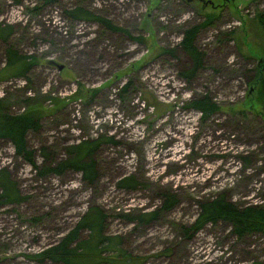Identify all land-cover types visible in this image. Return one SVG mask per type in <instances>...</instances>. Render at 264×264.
<instances>
[{
    "label": "rangeland",
    "instance_id": "rangeland-1",
    "mask_svg": "<svg viewBox=\"0 0 264 264\" xmlns=\"http://www.w3.org/2000/svg\"><path fill=\"white\" fill-rule=\"evenodd\" d=\"M38 5L0 0V25L13 28L0 40V69L8 44L38 58L26 77L0 80V99L10 113L41 111L26 135L36 167L0 139V168L24 197L0 206V264H38L25 255L55 243L90 207L137 264H264V232L237 236L222 221L190 228L199 202L221 193L264 206V99L255 86L264 0H56L34 12ZM75 6L128 32L72 19ZM194 25L202 60L184 75L192 61L179 42ZM204 96L219 107L207 116L189 105ZM96 138L109 140L92 154V183L75 170L38 174L64 159L65 146ZM128 175L137 186L119 188ZM167 196L173 205L163 208Z\"/></svg>",
    "mask_w": 264,
    "mask_h": 264
},
{
    "label": "trees",
    "instance_id": "trees-1",
    "mask_svg": "<svg viewBox=\"0 0 264 264\" xmlns=\"http://www.w3.org/2000/svg\"><path fill=\"white\" fill-rule=\"evenodd\" d=\"M55 1L40 0L41 5L33 8V11L35 12L38 7ZM66 14L72 19L94 21L107 30L128 32L125 28L113 24L105 16L97 15L82 6H75L67 10ZM257 16L264 32V12H258ZM210 18L209 16L207 19L209 20ZM197 30L198 26L194 25L182 31L179 46L192 61L191 68L187 72L182 73L184 75H191L196 67L201 65L202 53L194 44ZM12 32L13 28L11 25H0V40L7 41ZM4 55L5 64L0 69V80L9 77H26V73L38 64V58L33 54L23 55L12 44H8L5 47ZM261 68L262 65L259 63L260 71H257L255 79V86L258 92L257 100L264 99V70ZM125 88L126 85L122 91H125ZM252 88H254V85ZM189 105L198 110L202 116H207L219 108L206 96L192 99ZM40 116L41 111L32 107H26L20 113H10L5 100L0 99V139L8 140L12 144L15 154L22 157L33 167H36V164L33 159V152L27 146L26 135L29 131L39 129ZM106 139H82L77 143L65 146L66 156L64 159L57 161L53 165L39 168L38 174H61L66 170H75L81 173L84 181L92 183L96 177L95 161L92 154L99 143ZM43 153L47 155L44 150ZM137 184L138 182L133 175L124 176L116 182V185L122 189H134ZM23 198L15 181L9 178L6 167H1L0 206L19 203ZM172 205V197L168 198L167 196L163 203V208H170ZM199 206L200 212L190 228L199 229L207 222L222 221L229 223L232 231L237 236L252 232H264V206L262 205L238 206L231 200L226 199L221 193L210 199L207 198L200 201ZM153 215L154 213L150 212L142 216L150 218ZM102 219L101 211L97 207H90L81 215L76 224L55 243L25 256L38 264L46 262L52 264H101L106 262L109 264H137L138 259L135 256L121 252L118 247L120 236L104 234ZM81 231L87 232L85 238L80 237ZM106 252L110 253L107 254Z\"/></svg>",
    "mask_w": 264,
    "mask_h": 264
},
{
    "label": "water",
    "instance_id": "water-1",
    "mask_svg": "<svg viewBox=\"0 0 264 264\" xmlns=\"http://www.w3.org/2000/svg\"><path fill=\"white\" fill-rule=\"evenodd\" d=\"M63 66L62 65H58V69H61Z\"/></svg>",
    "mask_w": 264,
    "mask_h": 264
}]
</instances>
